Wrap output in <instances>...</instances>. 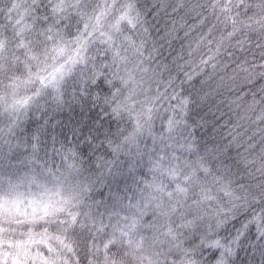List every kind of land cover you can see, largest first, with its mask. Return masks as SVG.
Returning <instances> with one entry per match:
<instances>
[{"label":"snow or ice","instance_id":"6c2138e0","mask_svg":"<svg viewBox=\"0 0 264 264\" xmlns=\"http://www.w3.org/2000/svg\"><path fill=\"white\" fill-rule=\"evenodd\" d=\"M0 264H264V0H0Z\"/></svg>","mask_w":264,"mask_h":264}]
</instances>
